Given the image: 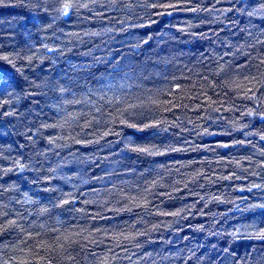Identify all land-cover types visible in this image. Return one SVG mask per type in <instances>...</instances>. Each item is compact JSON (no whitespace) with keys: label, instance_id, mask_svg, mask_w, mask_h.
Returning <instances> with one entry per match:
<instances>
[{"label":"clouds","instance_id":"obj_1","mask_svg":"<svg viewBox=\"0 0 264 264\" xmlns=\"http://www.w3.org/2000/svg\"><path fill=\"white\" fill-rule=\"evenodd\" d=\"M6 2L8 0H0V4ZM17 2L27 3L33 16L30 26L17 30L19 50L7 55L0 52V60L7 61L15 69L12 74L0 72V120L5 117L26 119L27 113L18 109L29 97L39 96L46 109L52 113V122L41 120L23 132L32 147L27 161L22 157H12L9 167H0V179L10 172L19 174V182L0 183V236L14 234L19 238V242L11 247L0 244V264H31L34 260L37 264H49L50 261L52 264H113L114 260L118 264L123 260L138 264L132 259L131 252L123 257L95 252L94 247L104 243L109 230L92 229L87 207H77L78 203L97 206L99 211L94 215L98 219L107 211L132 213L137 208L142 209L131 226L135 228L138 223L142 227L134 234L129 232L128 235L114 237L116 243L113 247L127 243L139 248V244H134L135 236L146 237L144 243H148L154 238L153 233L173 227L175 218L183 210L159 213L160 216L171 215L173 220L145 219L153 216L155 210L150 207V203L161 180L147 185L121 181L107 188L82 190L94 181L111 180L122 158H130L131 153L155 156L165 151L181 150L170 144L164 148L156 144L140 146L137 136L155 137L167 133L169 128H180L182 132H192L197 138H214L216 133L213 126H219L225 134L242 133L246 138L258 137V141H234V144H248L254 149V155L246 158L251 167L233 160L240 175L233 172L232 175H221L213 180L209 174L206 183L244 180L264 172V160L259 159L264 158V148L259 147V142H264V127L256 126L257 122L264 126V92L257 95L264 88V0H212L210 5L207 0ZM177 4L184 5L185 10L194 14L192 19L184 21L180 29L191 38L185 44L186 47L190 49L197 37L201 40L214 37L231 49L230 53H226L231 56L230 60L210 50V57L197 61V65L206 66L204 70L197 65L184 66L188 72L202 76V87L197 99L202 98L208 89L224 96L232 113L227 118L223 115L221 102L211 98L204 106L203 116L194 118L182 111L177 119H168L164 112H171L172 105H166L162 100L153 102V96L158 98L170 89L149 88L148 83L161 78L177 79L175 76L168 77V72L170 67L179 63L177 55L184 42L177 40L171 27H164V21L170 22L173 19L171 14L179 10ZM153 9H160L159 15L164 17L160 33L125 35L131 30L143 29L152 24ZM40 12L47 14L46 19L41 18ZM113 12L116 14L105 16V13ZM105 20L107 24L103 23ZM202 26H210V30L194 31ZM222 32L224 36L220 35ZM97 39L99 43H95ZM149 41L156 46L151 53L144 47ZM162 42L164 46H161ZM97 50H103L106 54L96 56L94 52ZM243 58H247L248 63L237 67ZM84 59L88 62H79ZM46 61L49 62L47 73L42 68ZM26 70H30L27 75ZM246 71L251 74L245 75ZM209 77L218 79L220 83L213 84ZM181 91L185 96L189 94L188 89L182 88ZM240 97H243L242 101ZM175 99L179 101L180 96L177 95ZM247 101H251V104ZM179 106L183 110L187 104ZM127 129L135 131L129 135ZM48 130L52 134L45 135ZM28 132H32V136H28ZM106 137L114 139L106 140ZM41 140L46 141L44 147L39 146ZM101 141L104 143L101 144ZM81 144L96 145L98 148L84 153L76 147ZM101 150H106L107 155H101ZM97 160L105 167L101 169L102 175L93 177L85 169L94 166ZM200 175L202 173L198 171L189 179ZM176 183L187 186L186 182L175 181L173 191L176 190ZM125 188L135 189L137 194H125ZM247 189L252 194L251 198L223 193L201 196L205 207L218 204L224 205L225 210L201 211V215L210 217V223L207 229L199 225L197 230L207 231L209 236L226 237L230 245L242 241L256 242L254 250L257 256L242 259L241 264H264V252L259 251V247L264 245V227L256 223L233 224L229 231L216 230L217 223L221 221L227 223L231 218L243 219L250 213H264V179L259 183H249ZM101 192L107 195L102 197ZM187 207L194 208L195 205ZM69 216L78 223L85 221V225L78 230L64 229L63 225L67 222L65 218ZM67 231L73 235L65 239ZM53 232L56 238L49 244L45 238ZM29 233L32 235L29 236ZM37 245L44 249L43 255L36 250ZM23 246H27L29 251L24 252ZM192 255L190 252L189 256Z\"/></svg>","mask_w":264,"mask_h":264},{"label":"trees","instance_id":"obj_2","mask_svg":"<svg viewBox=\"0 0 264 264\" xmlns=\"http://www.w3.org/2000/svg\"><path fill=\"white\" fill-rule=\"evenodd\" d=\"M135 2V0H134ZM212 0H207V4L210 5ZM226 6V5H218ZM179 9L173 12L171 15L173 19L164 21V27H171L173 32L176 33L177 40L184 42L179 50L177 59L178 64L174 67H170L168 77L175 76L177 79H157L152 83H148L149 88H161L167 87L170 91H165L163 95L158 98L153 96V102L159 103L162 100L166 105L171 104V112H164V115L168 119H177L181 116L182 111L186 113L190 118L203 116L205 108L208 104V98L213 101H220L223 108V115L227 118L231 116L229 111V103L224 101V96L218 91L214 92L212 89L204 94L200 99L196 96L199 95L202 87V76L194 75L188 72L187 65L191 67L197 65V61L204 57H210V50L216 52L218 55H223L225 60H230L231 56L226 55L230 53L231 49L226 44H221L214 37H209L206 40H201L198 37L192 41V47L189 49L185 46L190 41V37L184 34L180 29L184 26V21L192 19L193 13L185 10V6L177 4ZM139 10V9H137ZM153 23L143 29L131 30L129 34L135 35L140 33L143 35H156L160 33L161 21L164 20L163 16H160V9H153ZM116 13H105V16L115 15ZM41 18L46 19V13L40 12ZM131 15V13H129ZM167 15V14H165ZM33 12L28 8L27 3H18L17 0H8V2L0 4V52L5 55L14 53L19 50L17 46V30L31 25ZM103 23L107 24L105 20ZM95 25V22H93ZM119 26V25H118ZM67 30H72L68 28ZM210 26H202L201 29H194V31H209ZM227 32V30H225ZM224 36L225 33H220ZM95 43H99V40H95ZM91 45H89L90 47ZM163 45V42L161 43ZM175 46V45H173ZM151 53L155 51L156 46L152 41H149L148 45L144 46ZM123 51H131L129 49H123ZM264 51V50H262ZM24 54V53H21ZM106 53L103 50H97L94 52L96 56H103ZM255 55V53H253ZM188 57H191L189 59ZM148 57L146 56L145 59ZM90 59V58H89ZM153 60L156 57H152ZM80 63H87L88 60L84 59L79 61ZM175 63V62H174ZM248 59L243 58L239 60V64H247ZM202 70L205 69L204 64L197 65ZM44 72L47 73L49 69V62H45L42 65ZM87 69H82L86 71ZM30 70H26L25 74ZM0 72L12 74L15 69L12 68L5 60H0ZM246 71L245 75H249ZM22 79V78H21ZM209 80L213 84H219L220 81L213 77H209ZM19 82V81H18ZM188 89L189 94L187 96L181 91ZM225 91H228L225 89ZM264 92V88H261L257 95ZM179 95L180 99L177 101L175 97ZM243 100V97H240ZM249 105L251 101H247ZM180 104H187V107L183 110L179 106ZM231 107H234L232 105ZM7 110V106H5ZM20 112L27 113V118L17 119L15 117H5L0 120V167L7 168L11 165L12 157H22L25 161L29 158V153L32 151L31 145L28 144V140L23 135L25 129L32 128L39 121L52 122V113H50L44 106V102L39 96H31L24 103L23 106L18 109ZM175 113V115H173ZM216 115H219L217 113ZM239 115V112H236ZM257 127H264L256 123ZM190 127V126H189ZM88 131H91L90 129ZM135 130L127 129L129 135ZM150 131V130H145ZM213 131L216 133L215 137H199L197 138L192 132H182L180 128H169L167 133L152 137L150 135L137 136V144L140 146H146L150 144H156L161 148L166 145H172L176 148H180V151H165L162 155L146 156L142 153H131L130 158H122V163L118 171L114 174L111 180H105L104 182H93L85 185L82 190L89 188H107L111 187L113 183L120 184L121 181H132L138 185H147L150 182L161 180V184L157 185L151 199L150 207L154 209L152 217H145L150 220H173L171 215L160 216V212L174 213L180 210V216L175 218L176 223L171 229H164L160 232L153 233V239L148 243H144L146 237L135 236L134 244H139L140 247L136 248L133 245L122 243L118 247H113L116 243L114 237H119L121 234L128 235L129 232L135 233L142 225L135 224V228L131 226L138 219V214L142 213V209L137 208L132 213L121 212L114 213L107 211L102 214V218H96L94 215L99 209L95 205H82L77 204V207H87L88 219L90 220L91 228H107L108 234L104 237V243L98 247H94V251L97 253H104L111 256H127L129 252L132 254V259L138 261V264H241L242 259L255 258L257 251L254 248L257 247L256 242L242 241L239 244L230 245L228 239L209 236L207 231H198L197 226L204 225L205 229L209 227L210 217L208 215H201V211L208 213L210 211L225 210L224 205L209 204L205 207V201L200 199L206 193L230 195L233 197H249L252 194L248 192L247 185L251 182H261L264 179V172H261L260 176H249L244 180H221L218 183H206L207 175H211L213 180L217 177L229 176L235 172L240 175V171L233 164V160H239L245 167H251L250 161L246 159L249 156L254 155V149L251 145L234 144V141L251 139L258 141V137H245L242 133L225 134L219 126H213ZM52 134L51 130L45 132V135ZM28 136H32V132H28ZM114 139V137H106V140ZM104 141H101L103 144ZM46 141L41 140L39 146L44 147ZM196 147H193V146ZM207 145L208 147H205ZM227 145V147H224ZM77 148L81 152L89 153L97 150L96 145H77ZM259 147L264 148V142H259ZM101 155H107L106 150H101ZM264 160V158H259ZM105 166L101 164L99 160L96 161L94 166L86 167V171L93 177L102 175L101 169ZM201 172L202 175L189 179L190 176L197 172ZM18 173H8L0 179V183H10L12 181L19 182ZM175 181L186 182L176 183L175 191H173V184ZM56 183V181H53ZM125 194L136 195V190L128 188L124 189ZM255 192V190H253ZM167 194V195H166ZM103 197L107 195L105 192H101ZM83 199V197L81 198ZM189 205H195L194 208H188ZM66 223L63 228L66 230L79 229L85 225V221H78L72 217H66ZM259 224L260 227H264V213L256 212L250 213L243 219L239 217L231 218L227 223L221 221L217 223L216 230L229 231L233 224ZM29 236L32 234L29 233ZM73 233L67 231L65 233V239H68ZM56 234L53 232L45 241L49 244L55 240ZM19 242L14 234H5L0 236V244H8L9 247ZM32 243L31 240L28 241ZM36 250L43 255L44 249L37 245ZM23 251L28 252L29 248L23 246ZM260 252H264V245L259 247ZM194 255L189 256V253ZM39 260V257H37ZM18 264V262H17ZM31 264H37L36 260ZM49 264H52L50 261ZM113 264H118L117 261H113ZM119 264H129L127 260L119 262Z\"/></svg>","mask_w":264,"mask_h":264},{"label":"snow or ice","instance_id":"obj_3","mask_svg":"<svg viewBox=\"0 0 264 264\" xmlns=\"http://www.w3.org/2000/svg\"><path fill=\"white\" fill-rule=\"evenodd\" d=\"M224 147H227V145H224Z\"/></svg>","mask_w":264,"mask_h":264}]
</instances>
